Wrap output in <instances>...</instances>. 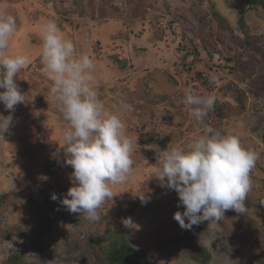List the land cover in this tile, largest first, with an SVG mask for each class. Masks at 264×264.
<instances>
[{
	"label": "rangeland",
	"instance_id": "1",
	"mask_svg": "<svg viewBox=\"0 0 264 264\" xmlns=\"http://www.w3.org/2000/svg\"><path fill=\"white\" fill-rule=\"evenodd\" d=\"M225 2L239 11L242 31L216 19L209 0H0V11L17 25L8 54L31 56L14 77L26 103L16 105L0 139V264L12 254L23 264H99L94 247L105 251L107 234L120 233L149 264H197L185 257V245L205 249L209 264H264V11L248 0ZM49 21L77 54L93 60L98 99L137 138L133 171L126 183L109 185L114 196L97 210V221L68 212L59 199L72 186L73 169L63 152L68 125L49 95L52 82L39 56V30ZM191 44L200 57L183 56ZM186 88L215 96L222 118L210 110L204 124L258 154L246 211L227 210L219 224L204 221L190 230L173 218L184 210L175 190L153 176L160 152L187 149L203 134L183 102ZM0 114H10L2 103ZM47 159L61 167L43 182ZM126 218L138 228H126Z\"/></svg>",
	"mask_w": 264,
	"mask_h": 264
},
{
	"label": "clouds",
	"instance_id": "2",
	"mask_svg": "<svg viewBox=\"0 0 264 264\" xmlns=\"http://www.w3.org/2000/svg\"><path fill=\"white\" fill-rule=\"evenodd\" d=\"M16 31L14 16L0 11V103L10 113L0 114V139H5L4 133L13 124L11 113L16 105L26 103V95L14 77L31 62V56L7 52ZM39 34V56L52 82L49 95L68 125L63 152L68 156L65 164L73 169L72 186L59 198L60 203L70 213L97 221V210L114 196L109 185L126 183L133 171L131 155L137 138H129L119 116L107 111L98 99L93 86L95 65L89 55L77 54L73 42L63 36L53 21L42 25ZM183 102L203 126V134L195 137L187 149L167 148L160 152L162 159L155 165L153 176L161 185L175 190L184 210L175 212L173 218L182 229L190 230L204 221L219 224L227 210L246 211L244 202L251 188L249 174L258 154L243 148L237 136L221 135L203 123L214 108V95H201L186 88ZM50 198L58 199L55 193ZM139 198L142 203L147 202L145 195ZM123 224L138 228L131 218L124 219Z\"/></svg>",
	"mask_w": 264,
	"mask_h": 264
},
{
	"label": "trees",
	"instance_id": "3",
	"mask_svg": "<svg viewBox=\"0 0 264 264\" xmlns=\"http://www.w3.org/2000/svg\"><path fill=\"white\" fill-rule=\"evenodd\" d=\"M248 4L250 6L260 7L264 11V0H248ZM213 15L216 19L223 20V18L215 11V8ZM238 28L240 29V31H242V18L238 22ZM249 46L252 47L250 43ZM190 49H192V51ZM202 49L206 51L204 47H202ZM201 55L202 51L198 47H195V44H191L188 52H183V56L185 58L195 59L197 57H200ZM232 63L234 65L233 60ZM199 77L202 78V86H205V89H208L210 91L214 89L213 86H209L211 82L209 81L208 77H204L201 73H199ZM212 110L215 112L216 117L222 118L223 114L221 113V108L219 106H216V102ZM60 167L61 164L57 161L47 159L45 165L43 166V182L50 180L54 175L55 169ZM41 193L46 195V190L42 188ZM106 245L107 248L105 249V251L102 249V247H98L96 249L94 247V249L92 250L94 258L99 264H149V257L143 255V253L122 233L107 234ZM183 252L185 254V257L197 264H209L210 262L209 253H207L203 248L201 249L191 245H185ZM3 264L23 263L21 262L19 255L12 254L7 257Z\"/></svg>",
	"mask_w": 264,
	"mask_h": 264
},
{
	"label": "water",
	"instance_id": "4",
	"mask_svg": "<svg viewBox=\"0 0 264 264\" xmlns=\"http://www.w3.org/2000/svg\"><path fill=\"white\" fill-rule=\"evenodd\" d=\"M209 1L214 5L215 11L227 21L229 26L234 30H238L237 19L239 16V11L228 7L225 0Z\"/></svg>",
	"mask_w": 264,
	"mask_h": 264
}]
</instances>
